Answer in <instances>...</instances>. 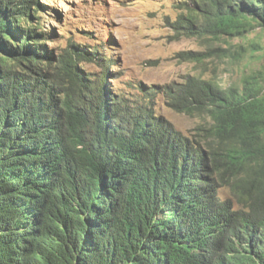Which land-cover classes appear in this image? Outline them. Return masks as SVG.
<instances>
[{
    "label": "trees",
    "instance_id": "1",
    "mask_svg": "<svg viewBox=\"0 0 264 264\" xmlns=\"http://www.w3.org/2000/svg\"><path fill=\"white\" fill-rule=\"evenodd\" d=\"M175 7L178 34L213 40L184 60L241 38L237 83L114 92L101 41L52 44L54 5L0 0V264H264V0ZM158 93L208 120L183 131Z\"/></svg>",
    "mask_w": 264,
    "mask_h": 264
},
{
    "label": "rangeland",
    "instance_id": "2",
    "mask_svg": "<svg viewBox=\"0 0 264 264\" xmlns=\"http://www.w3.org/2000/svg\"><path fill=\"white\" fill-rule=\"evenodd\" d=\"M46 1L58 11L51 12L53 19L46 18L57 32L50 43L66 47L73 40L93 46L94 41H101L105 57H116L108 78L114 92L124 90L138 97L145 93V88L181 82L189 74L213 77L227 86L237 83L244 73L241 63L224 56L234 47L239 48L237 43L242 42L241 38L231 40L227 36L216 41L221 55L208 58L205 63L183 59L182 51H207L213 40L178 34L169 25L168 17L177 16L179 10L175 6L181 0ZM257 31L259 28L249 32V36H255ZM83 65L94 73L101 69L93 62L84 61ZM153 98L157 111L185 132L208 120L174 110L159 93Z\"/></svg>",
    "mask_w": 264,
    "mask_h": 264
},
{
    "label": "clouds",
    "instance_id": "3",
    "mask_svg": "<svg viewBox=\"0 0 264 264\" xmlns=\"http://www.w3.org/2000/svg\"><path fill=\"white\" fill-rule=\"evenodd\" d=\"M169 119V118H168ZM177 126V125H176ZM178 127V126H177Z\"/></svg>",
    "mask_w": 264,
    "mask_h": 264
}]
</instances>
